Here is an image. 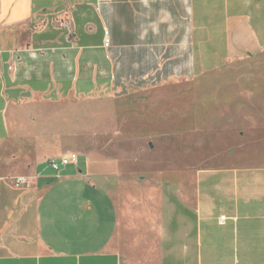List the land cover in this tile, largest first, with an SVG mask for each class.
I'll use <instances>...</instances> for the list:
<instances>
[{
  "label": "crops",
  "instance_id": "crops-1",
  "mask_svg": "<svg viewBox=\"0 0 264 264\" xmlns=\"http://www.w3.org/2000/svg\"><path fill=\"white\" fill-rule=\"evenodd\" d=\"M246 58L256 129L264 0H0V264H264V166L137 171L92 152L82 190L39 167L68 146L51 107Z\"/></svg>",
  "mask_w": 264,
  "mask_h": 264
},
{
  "label": "rangeland",
  "instance_id": "rangeland-1",
  "mask_svg": "<svg viewBox=\"0 0 264 264\" xmlns=\"http://www.w3.org/2000/svg\"><path fill=\"white\" fill-rule=\"evenodd\" d=\"M254 75V59L246 58L194 79L131 83L50 110L66 112L65 152L78 155V167H83L79 154L92 152L137 171L262 167L264 115L254 129ZM262 75L257 76L260 98ZM39 167L82 190L70 179L78 176L76 167L55 171L47 160ZM81 175L89 178L84 170Z\"/></svg>",
  "mask_w": 264,
  "mask_h": 264
},
{
  "label": "built area",
  "instance_id": "built-area-1",
  "mask_svg": "<svg viewBox=\"0 0 264 264\" xmlns=\"http://www.w3.org/2000/svg\"><path fill=\"white\" fill-rule=\"evenodd\" d=\"M79 157L74 152H66L62 156L58 158H50L48 160L49 166L55 170L58 171L60 168L68 167V166H76L78 164ZM21 182V180H18V183ZM225 218H221V221H224Z\"/></svg>",
  "mask_w": 264,
  "mask_h": 264
}]
</instances>
